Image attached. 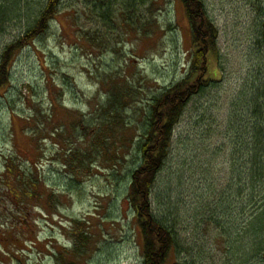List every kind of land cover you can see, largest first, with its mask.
<instances>
[{
  "label": "rangeland",
  "instance_id": "374dc122",
  "mask_svg": "<svg viewBox=\"0 0 264 264\" xmlns=\"http://www.w3.org/2000/svg\"><path fill=\"white\" fill-rule=\"evenodd\" d=\"M47 1L0 0L2 11L12 10L5 20L0 13V59ZM204 1L220 30V57L210 64L217 82L185 113L176 129L183 139L162 175L177 193L161 213L170 207L181 218L172 219L181 247L168 264H251L252 230L264 226V210L252 229L246 101L229 114L244 92L250 102L264 90V0ZM27 42L10 56L11 82L0 97V264H141L144 237L128 198L138 152L118 157L120 141L100 152L92 141L98 106L115 83L130 81L115 116L125 114L139 141L156 96L187 75L192 38L183 2L62 0L48 30ZM84 121L95 124L92 138ZM230 184L245 198L232 194L228 211L221 201ZM254 190L264 204V188Z\"/></svg>",
  "mask_w": 264,
  "mask_h": 264
},
{
  "label": "trees",
  "instance_id": "16d2710c",
  "mask_svg": "<svg viewBox=\"0 0 264 264\" xmlns=\"http://www.w3.org/2000/svg\"><path fill=\"white\" fill-rule=\"evenodd\" d=\"M181 1L186 9L192 38L190 67L187 75L176 84L169 86L158 97L156 96L143 123L139 141H135L136 138L131 137L134 129L127 130V126L123 125L125 114L120 117L119 115L115 116L119 112L120 105L124 106L127 101L123 96H128V88L131 87L130 81L126 78L125 81L115 83L109 91L104 88L108 100L106 104L98 106V117L101 121L92 141L93 146L99 148L98 152L114 143L111 141H120L122 152L116 153L118 157L124 158L126 150L130 147H135L138 152V163L131 175L128 198L144 237L143 262L141 264H168L172 253L181 247L177 238L179 222L178 220L172 221V219L181 218L178 213L169 215L170 207L165 210V215L161 213L167 204L171 205V193H177V189H173L165 183L162 175L171 162L176 142L179 144L183 139L182 135L177 136L176 129L185 113L194 102L196 105L200 98H206L205 95L217 82L211 77L210 64L213 59L220 57V30L210 16L204 0ZM61 3L62 0H48L35 25L21 39L4 49L0 59V97L11 82V68L14 60L10 56H14L20 50L19 45L22 41L28 40L27 43H29L48 30L52 17L58 13ZM0 13L3 15L2 19L5 20L4 13L10 14L12 10L7 8L2 11L0 9ZM260 34L264 43V20L260 24ZM99 87H102L101 83H99ZM245 101L248 119L247 130L251 142L246 149L249 154V170L245 173V180L247 181L246 185L253 188L249 196L250 220L253 229L260 213L264 210V204L256 202V191L254 190L257 185L264 188V128L262 127L264 126V115L260 114V108L264 106V90H255L250 102L244 92L235 103L234 109L231 110L233 116L229 114L230 118L234 117L235 113L244 106ZM194 109H198V106H194ZM255 119L262 121L255 122ZM83 123L87 130L85 135L92 138L94 122L84 121ZM231 125L236 127L235 122H231ZM129 137L131 138L129 139ZM78 152L75 154V158L81 154L79 149ZM161 188H164L163 191L160 190ZM232 194H235L239 202L245 198L243 188L230 184L228 189L223 192L221 201V203L227 201L225 210L230 211L231 203L234 200ZM263 229L264 226H261L254 227L252 230L248 256V261L251 264L254 262L255 264H264V240L258 241V238H255L258 233H263Z\"/></svg>",
  "mask_w": 264,
  "mask_h": 264
}]
</instances>
